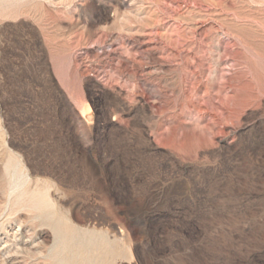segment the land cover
<instances>
[{"label":"rangeland","instance_id":"rangeland-1","mask_svg":"<svg viewBox=\"0 0 264 264\" xmlns=\"http://www.w3.org/2000/svg\"><path fill=\"white\" fill-rule=\"evenodd\" d=\"M0 264H264V0H0Z\"/></svg>","mask_w":264,"mask_h":264},{"label":"bare ground","instance_id":"bare-ground-1","mask_svg":"<svg viewBox=\"0 0 264 264\" xmlns=\"http://www.w3.org/2000/svg\"><path fill=\"white\" fill-rule=\"evenodd\" d=\"M122 1H123V0H122ZM126 1H127V0H126ZM189 8H190V7H189ZM186 9H187V8H186ZM190 13H191V12H190ZM207 13H208V12H207ZM207 13H206V14H207ZM184 15H185V13H184ZM184 15H183V16H184ZM176 16H177V15H176ZM181 16H182V15H181ZM123 17L126 18V17H125V14H124ZM185 20H186V19H185ZM191 26H192V25H191ZM127 27H128V26H127ZM180 27H181V26H180ZM176 28H177V27H176ZM189 28H190V27H189ZM197 31H198V30H197ZM193 35H195V34H193ZM179 37H180V36H179ZM193 37H194V36H193ZM110 39H111V38H110ZM116 40H119V39L117 38ZM112 41H114V40H112ZM125 41H126V40H125ZM126 42H127V41H126ZM107 44H108V43H107ZM118 44H120V43H118ZM123 44H124V43H123ZM126 44H127V43H126ZM126 44H125V45H126ZM179 45H180V44H179ZM189 45H190V43H189ZM193 45H194V43H193ZM118 47H119V45H118ZM186 49H187V48H186ZM186 49H185V50H186ZM126 50H127V49H126ZM181 51H182V50H181ZM182 52H183V51H182ZM179 56H180V54H179ZM186 61H187V60H186ZM190 64H191V63H190ZM160 65H161V64H160Z\"/></svg>","mask_w":264,"mask_h":264}]
</instances>
